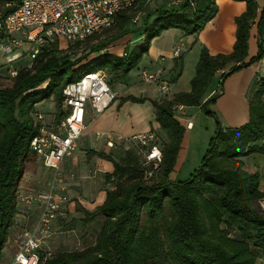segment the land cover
Masks as SVG:
<instances>
[{
  "label": "trees",
  "instance_id": "obj_1",
  "mask_svg": "<svg viewBox=\"0 0 264 264\" xmlns=\"http://www.w3.org/2000/svg\"><path fill=\"white\" fill-rule=\"evenodd\" d=\"M151 1L139 0L119 12L111 27L83 41L69 43L70 49L75 50L108 35L90 49L99 56L85 64L82 55L73 58L75 51L61 49L55 42L44 48L32 66H17L16 76L8 74L9 68L0 74V264H6L4 250L16 224L20 183L28 167L39 159L31 148L41 123L38 104L53 98L55 120H60L64 116V89L69 83L88 72L104 70L111 75L112 87L123 84L149 52L154 38L172 28L185 34L197 33L217 13L216 0H193L204 4L199 10H193L189 3L156 9L147 17L149 20L155 15L153 24H145V47L126 50L122 55L101 53L128 35L126 26ZM240 1H246L247 9L236 19L233 51L212 55L203 47L191 90L153 101L161 130L156 131L163 153L159 166L147 165L132 148L119 160L105 152H91L114 164V171L107 178L115 185L107 192L103 205L94 212L83 210L87 223L98 214L103 216L96 240L81 250L52 253L44 264H256L264 256V210L260 208L264 192L260 189L259 173L247 171L243 161L254 152L264 153V77L250 90V121L242 126L223 127L210 107L218 94L203 101L219 71H224L219 77L223 83L264 57V45L260 44L257 55L249 58L250 32L257 20L259 33L264 31V6L260 12L257 0ZM21 2L0 0L3 16ZM94 60H101L97 70L75 76L77 70ZM4 78L11 80L10 87L3 86ZM180 105L200 106L215 119L216 130L200 166L189 178L173 180L170 175L186 131L175 116ZM163 136L164 142L160 140Z\"/></svg>",
  "mask_w": 264,
  "mask_h": 264
},
{
  "label": "crops",
  "instance_id": "obj_2",
  "mask_svg": "<svg viewBox=\"0 0 264 264\" xmlns=\"http://www.w3.org/2000/svg\"><path fill=\"white\" fill-rule=\"evenodd\" d=\"M257 1L261 12L264 0ZM216 5V15L199 32L185 34L180 29L172 28L154 38L149 52L144 55L137 69L130 72L126 82L114 85L117 99L113 104L100 115H94L88 110L87 130L78 140L74 155L66 158L62 166L68 188L69 204L66 218L56 224L55 231L61 228L60 222L70 218L71 214L76 216L84 213L83 210L96 211L105 202L107 192L114 188L112 181L107 178V175L114 171L113 161L91 152L111 154L113 148L107 146L109 137L131 138L144 132L161 131L160 124L156 121V108L153 104L154 100L161 99L160 85L148 80L144 73H156L161 70L164 78L170 83L168 97H171L191 90V82L196 75L203 47H207L212 55L229 54L233 51L237 39L236 19L246 11V1L216 0ZM260 44L264 45V31L263 34L259 33L257 20L250 32L249 58L257 55ZM27 49L25 46L18 49L16 55H13L14 62L9 66H6L7 60L2 59L0 55V65H5L2 67V72L9 67L29 66L30 60L25 53ZM176 50H179V55H176ZM223 72L219 71L203 101L218 94V99L210 107L218 114L223 127H239L250 121V90L256 81L264 77V57L249 67L233 73L220 83L219 77ZM130 97L145 100L137 102ZM202 114L203 110L200 106L180 105L176 108L175 116L186 131L177 164L170 175L173 180L186 179L187 175L196 169L189 167L184 172L190 156L194 158L192 159L196 164L203 156L205 148L203 144L201 147L203 137H200L199 129L196 131V123L193 119L201 117ZM53 120H44V122L51 124ZM204 120L208 124L206 134L212 137L216 130V121L213 117ZM191 123L192 128L189 127ZM199 140H201L200 146ZM243 161L247 171L259 173L260 189L264 192V153L254 152L244 157ZM33 168V171L25 173L20 183V195L48 187L53 175L52 171L46 169L39 159ZM71 174H74V177H71ZM39 214L38 205H28L20 201L16 224L10 231L4 250L7 261H11L15 253V238L20 228L31 227L37 221Z\"/></svg>",
  "mask_w": 264,
  "mask_h": 264
},
{
  "label": "built area",
  "instance_id": "obj_3",
  "mask_svg": "<svg viewBox=\"0 0 264 264\" xmlns=\"http://www.w3.org/2000/svg\"><path fill=\"white\" fill-rule=\"evenodd\" d=\"M138 1L22 0L6 16L0 11V52L6 55V65L9 66L14 62L13 55H16L17 50L28 43L25 53L30 60V67L44 48L62 40L67 43L83 41L111 27L119 12L133 7ZM167 1L168 7H180L185 3L195 6L193 0ZM10 54L13 55L9 58ZM176 55H179V50H176ZM8 74L14 77L18 71L9 67ZM144 76L160 85L161 97L170 95V83L161 70L144 73ZM116 99L117 93L110 85L106 71L88 72L64 89V116L60 120L54 118L51 124H46L44 115L38 113L41 123L38 133L32 139L31 148L53 175L46 189L19 196L21 202L38 205L40 214L31 227L20 228L15 238L16 250L9 264H44L52 255L46 245L55 233L56 224L65 219L68 213V188L62 173L64 160L74 155L78 140L87 130L88 110L94 115H100ZM191 126L192 123L189 124ZM107 146L126 149L138 147L144 162L153 168L159 166L163 156L155 131L140 133L131 138L109 137Z\"/></svg>",
  "mask_w": 264,
  "mask_h": 264
},
{
  "label": "rangeland",
  "instance_id": "obj_4",
  "mask_svg": "<svg viewBox=\"0 0 264 264\" xmlns=\"http://www.w3.org/2000/svg\"><path fill=\"white\" fill-rule=\"evenodd\" d=\"M167 4H168L167 0H152V4H150L146 8L137 12V14H135L133 19L131 20V22L126 26L128 35L111 43L101 53L111 52L113 54L122 55L124 54L126 50H129V52H131L135 48L145 47L146 45L145 37H147L148 35V32L145 31V24L147 22V24L151 25L153 24V21L155 19V15H154V16H151L149 20H147L148 15L151 12H155L156 9H159V8L162 9V8L167 7L168 6ZM203 6L204 4H202L201 2H196L195 6H192V9L199 10V8ZM1 10H2V6H0V11ZM110 35L111 33L109 34V36ZM107 36L108 35L103 34L97 39H94L85 44H82L75 50H71L70 49L71 44L64 42V41L58 42V45H59V48L61 49L70 50L71 52L75 51L73 54V58L82 55L84 57L82 64H85L95 59L97 56H99V53H91L90 49L93 46L97 45L99 42H101V40H104V38H106ZM23 46H25L26 48L29 47L28 43H24ZM0 55L2 59L7 60V57L5 54L1 52ZM12 55L13 54H10L9 58L12 57ZM100 66H101V60H94L88 63L86 66L77 70L75 76L79 77L80 75L88 71L97 70ZM107 75H108L109 80H111V75L108 73ZM2 83L4 87H10L12 85V82L9 78H4ZM38 105L39 106L37 107V110L38 112L42 113L45 116V121H51L52 119L56 117L57 108H56V103L53 100V98L50 100H46ZM207 116L208 115H206L205 112L203 111V114L201 115V117L193 118L195 119V123H196V128H197L196 131L199 129L201 131L200 137L201 138L203 137L202 141L199 140L198 142V145L200 146V141H201V147H202V144L205 145L204 152L202 154L203 156L206 153L209 147L210 140L214 135L212 134V137L210 136L208 137V134H206V131H207L206 125L208 124L204 119L211 117V116H208V117ZM190 128H192V126ZM160 140L164 142L165 137L164 136L161 137ZM126 150L127 149L124 147H119V148L115 147L111 150V156H113L114 159L119 160L124 155ZM132 150L136 151L142 158V154L139 153L140 149L138 147H134V148L132 147ZM203 156L201 160L197 162V164L196 162H193L194 158L190 156V161L189 163L186 164L184 172H186L187 168L189 167H191V169L192 167H194L193 169L198 168L202 162ZM33 169H34L33 166H29L27 171H31V170L33 171ZM192 172L189 175H187V178L190 177ZM112 184L115 185V182L112 181ZM260 208L264 210V200L261 201ZM84 217H85L84 213L78 214L76 216H73L71 214L70 218L60 222L61 228L55 231V233L49 238L48 243L46 245V247L49 248V251L52 252L53 254L58 251H75V250L84 249L94 244L97 234L101 227L103 216L98 214L96 219L90 223H87L84 220ZM7 260L8 259H5L6 263L9 264L10 260L9 261ZM256 264H264V256L260 257Z\"/></svg>",
  "mask_w": 264,
  "mask_h": 264
}]
</instances>
